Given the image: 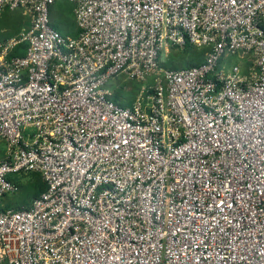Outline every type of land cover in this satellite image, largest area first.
<instances>
[{
  "label": "built area",
  "instance_id": "1",
  "mask_svg": "<svg viewBox=\"0 0 264 264\" xmlns=\"http://www.w3.org/2000/svg\"><path fill=\"white\" fill-rule=\"evenodd\" d=\"M58 1L0 0L29 17L0 44V263L264 264V0H67L75 37ZM118 77L149 84L122 107ZM30 173L46 190L2 209Z\"/></svg>",
  "mask_w": 264,
  "mask_h": 264
},
{
  "label": "rangeland",
  "instance_id": "2",
  "mask_svg": "<svg viewBox=\"0 0 264 264\" xmlns=\"http://www.w3.org/2000/svg\"><path fill=\"white\" fill-rule=\"evenodd\" d=\"M29 17L24 14L22 9L0 11V44L8 43L11 40H18L21 34L28 26ZM50 26L59 33H63L66 29L75 31L76 27L73 19V7L67 0L56 2L49 8ZM207 52L205 48H196L188 46L184 50L170 49L168 53L160 56L159 67L161 69L177 70L189 66L199 65L203 61L204 54ZM233 66H238L245 70L254 69L255 59L250 56H240L238 54L227 55L220 58L217 68L223 67L226 74L230 73ZM138 84L136 82L126 81L122 77L111 80L106 89L112 92L113 97H117V101L122 107H127L130 102L140 91L141 87L148 85ZM1 157V153H0ZM32 173L27 175L16 176L15 184L18 191L2 198L1 206L7 209L15 210L27 205V192L22 185L32 179Z\"/></svg>",
  "mask_w": 264,
  "mask_h": 264
},
{
  "label": "trees",
  "instance_id": "3",
  "mask_svg": "<svg viewBox=\"0 0 264 264\" xmlns=\"http://www.w3.org/2000/svg\"><path fill=\"white\" fill-rule=\"evenodd\" d=\"M61 34L63 36L75 37L77 35V31H76V29H75V31H69L68 29H66ZM25 49H26L25 43L18 44L13 48L10 56L11 57H14V56L22 57L25 54ZM113 101L115 103H118L116 96L113 97ZM31 175H32V179L29 180L26 184L22 185L27 192L26 197L28 199V203H27V205L22 207L23 209L28 208L31 201L33 199L37 198L40 194H42L46 190V185L43 182L41 176L39 174H36V173H32ZM8 179L15 184L17 183L15 177H8ZM22 208H17L15 210L22 209ZM2 209H7V208L3 207ZM0 264H4V263H0Z\"/></svg>",
  "mask_w": 264,
  "mask_h": 264
}]
</instances>
